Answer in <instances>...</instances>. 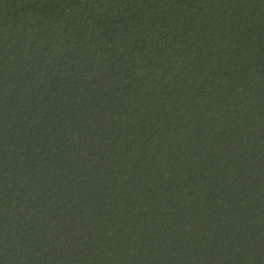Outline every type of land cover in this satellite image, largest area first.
I'll return each mask as SVG.
<instances>
[{
    "label": "trees",
    "instance_id": "trees-1",
    "mask_svg": "<svg viewBox=\"0 0 264 264\" xmlns=\"http://www.w3.org/2000/svg\"><path fill=\"white\" fill-rule=\"evenodd\" d=\"M0 264H264V0H0Z\"/></svg>",
    "mask_w": 264,
    "mask_h": 264
}]
</instances>
